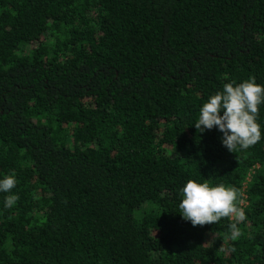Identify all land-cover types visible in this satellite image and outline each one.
Returning <instances> with one entry per match:
<instances>
[{
	"label": "trees",
	"instance_id": "1",
	"mask_svg": "<svg viewBox=\"0 0 264 264\" xmlns=\"http://www.w3.org/2000/svg\"><path fill=\"white\" fill-rule=\"evenodd\" d=\"M252 76L264 0H0V264H264V104L247 150L195 127ZM190 179L238 189L241 236L183 219Z\"/></svg>",
	"mask_w": 264,
	"mask_h": 264
},
{
	"label": "clouds",
	"instance_id": "2",
	"mask_svg": "<svg viewBox=\"0 0 264 264\" xmlns=\"http://www.w3.org/2000/svg\"><path fill=\"white\" fill-rule=\"evenodd\" d=\"M261 104H264V85L258 84L255 76L242 83H225L223 90L211 95L200 108L195 127L199 131L218 128L223 133L222 143L230 152L247 150L262 139L258 123ZM16 184L15 173L7 175L0 180V192L10 193ZM181 193L179 209L185 221L202 227L227 218L232 221L230 239L236 240L242 235L238 224L246 219V214L239 206L238 189L224 184L210 186L207 181L198 183L190 179ZM18 200V195H7L5 207H13Z\"/></svg>",
	"mask_w": 264,
	"mask_h": 264
}]
</instances>
